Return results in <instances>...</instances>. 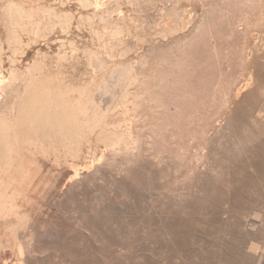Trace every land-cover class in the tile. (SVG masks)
Segmentation results:
<instances>
[{"label": "bare ground", "instance_id": "obj_1", "mask_svg": "<svg viewBox=\"0 0 264 264\" xmlns=\"http://www.w3.org/2000/svg\"><path fill=\"white\" fill-rule=\"evenodd\" d=\"M236 35L246 58L262 54L264 0H0V259L34 252L21 235L33 188L66 175L74 191L139 164L174 129L180 74Z\"/></svg>", "mask_w": 264, "mask_h": 264}, {"label": "rangeland", "instance_id": "obj_2", "mask_svg": "<svg viewBox=\"0 0 264 264\" xmlns=\"http://www.w3.org/2000/svg\"><path fill=\"white\" fill-rule=\"evenodd\" d=\"M241 37L222 36L217 61L203 53L195 72L180 74L184 88L175 101L174 129L154 140L142 164L107 171L100 184L74 191L66 175L55 186L31 190L32 227L21 235L33 234L34 252L25 254L22 264L260 263L264 43L262 54L248 59L249 41ZM249 77L251 85L237 94ZM196 151L205 154L198 165ZM16 261L7 252L0 264Z\"/></svg>", "mask_w": 264, "mask_h": 264}]
</instances>
